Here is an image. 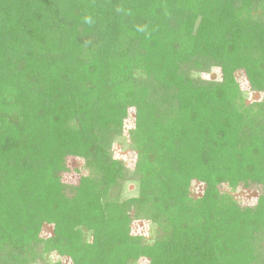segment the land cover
<instances>
[{"label":"trees","instance_id":"obj_1","mask_svg":"<svg viewBox=\"0 0 264 264\" xmlns=\"http://www.w3.org/2000/svg\"><path fill=\"white\" fill-rule=\"evenodd\" d=\"M224 181L260 184L256 205ZM260 242L264 0H0V264H249Z\"/></svg>","mask_w":264,"mask_h":264},{"label":"rangeland","instance_id":"obj_2","mask_svg":"<svg viewBox=\"0 0 264 264\" xmlns=\"http://www.w3.org/2000/svg\"><path fill=\"white\" fill-rule=\"evenodd\" d=\"M200 77L205 80L211 79H218L219 78V69L217 67L211 68L208 73H201ZM236 80L238 82L239 88L242 92L245 93V99L247 101H257L260 98L259 94H255L251 92L248 88L247 81L245 76L241 71H238L235 75ZM112 109V110H111ZM109 110V111H108ZM108 113H113V108L110 106L107 109ZM133 126V109H129L128 117L125 120L124 128H123V135L121 136L122 139L114 144V156L122 159L126 163V168L131 170L134 167V156L132 153L128 152L126 148L123 149L121 145H125V138L127 137V130L132 128ZM124 139V140H123ZM121 147V148H120ZM66 166L67 169L61 173V179L63 182L67 184H76L80 176L87 174L88 169L84 166L83 160L76 156H68L66 159ZM192 187L190 192L193 196L197 197L203 193L204 184L200 181H192ZM133 182H129L125 185L123 195L129 196L133 195L135 188ZM261 185L253 184L252 182H247L246 185L243 182H239L236 187L233 189L230 187L228 182L224 181L218 184L217 188L220 194L228 195L234 200L240 207H254L257 202L258 195L261 192ZM115 190L113 188L110 190V193H114ZM147 220V219H146ZM145 219H141L140 221H134L129 224L127 231L132 234L141 235L143 237L148 236L149 232V222H146ZM52 224L44 223L40 229L39 237L42 239H47L52 235ZM148 238V237H147ZM256 250L250 253L252 257L249 259V264H261V256L264 255V243L260 242L258 245L255 246ZM258 258H257V255ZM218 256L222 257V260L227 263L230 262V258L228 259L229 254H218ZM246 259V257H244ZM257 260H259L257 262ZM247 261V260H246ZM63 264H71V261L68 257L62 258ZM140 264H147L146 260L140 261Z\"/></svg>","mask_w":264,"mask_h":264}]
</instances>
